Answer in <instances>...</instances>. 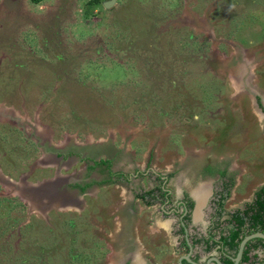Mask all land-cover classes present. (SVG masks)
Listing matches in <instances>:
<instances>
[{"label":"rangeland","instance_id":"obj_1","mask_svg":"<svg viewBox=\"0 0 264 264\" xmlns=\"http://www.w3.org/2000/svg\"><path fill=\"white\" fill-rule=\"evenodd\" d=\"M90 1L0 0V100L40 138L31 157L18 151L31 141L4 128L2 174L17 181L26 173L36 183L60 170L78 180L83 164L52 163L47 142L91 147V155L94 147L121 148L118 165L148 164L175 177L202 151L229 155L231 175L244 181L240 194L254 190L244 164L264 162V120L252 94L264 101V0H116L110 8ZM95 187L81 209L45 213L0 185V264H101L97 206L110 216L118 192L126 194L110 189L96 200Z\"/></svg>","mask_w":264,"mask_h":264},{"label":"flooded vegetation","instance_id":"obj_2","mask_svg":"<svg viewBox=\"0 0 264 264\" xmlns=\"http://www.w3.org/2000/svg\"><path fill=\"white\" fill-rule=\"evenodd\" d=\"M1 35L0 32V43ZM4 59L0 60V68ZM244 90L250 89L244 87ZM252 94L255 96L253 103L259 108L258 114L264 117L263 97L254 90ZM10 104L0 100V106L6 110L0 115V139L6 134L4 128L8 133L18 130L33 145L31 149L24 148L25 151L18 147L19 153H30L32 157L39 150L38 130L33 122H25L29 124L26 130L24 123L16 119L21 117L20 113ZM257 118L261 122L259 115ZM228 124L231 123H225L223 132L229 130ZM192 140L197 143L195 135ZM226 142L223 139L224 147ZM46 147L47 150L42 152L52 163L55 155L62 162L83 164L84 173L68 185L70 193L76 191L79 196L90 197L93 186H96L97 195L94 199L97 200L100 199L98 194L103 191L125 190L126 199L118 192V201L112 206L110 216L104 213L103 205L97 206L95 224L100 229L94 232L97 239L95 248L97 252L107 253L104 259H99L100 263L228 264L230 261L231 264H264L263 237L249 239L238 257L240 245L246 237L264 235V224L253 222V213L247 211L256 201L257 194L264 191V162L261 157L252 166L247 162L244 164L247 169L245 174L251 178V182L245 183V186L248 187L254 181L255 189L250 191L251 187L244 188L245 191L240 194L239 188L244 185V181L231 175L232 171L226 164L231 160L229 155L215 159L211 153L196 151L193 154L196 158L190 160V168H185L188 173L175 177V172L156 170L157 167L148 164H132L128 167L118 165L117 154L122 151L121 148L100 151L98 147H94L95 150L92 147L94 153L91 155L87 151L91 147L73 144L55 148L49 142ZM239 156L244 158L245 155ZM37 160L35 156L31 161L30 175L38 171ZM48 168L52 167H44ZM174 168L179 172L182 169ZM27 175L30 176L29 173ZM25 176L26 173H21L17 181ZM260 214V220L263 221L264 214ZM238 219L241 224L237 222ZM106 228L109 233L100 234ZM233 233H237V246L231 248L226 242ZM244 255L247 260H244Z\"/></svg>","mask_w":264,"mask_h":264},{"label":"water","instance_id":"obj_3","mask_svg":"<svg viewBox=\"0 0 264 264\" xmlns=\"http://www.w3.org/2000/svg\"><path fill=\"white\" fill-rule=\"evenodd\" d=\"M116 0H106L104 1L103 7L110 8L115 4ZM5 109L0 106V115L5 113ZM16 119L19 122H23L22 117H17ZM53 158L57 161V157L54 155ZM69 176H63L60 173V170H57L54 178L50 180H45L41 182H37L35 184L28 183L24 179H20L19 181H13L2 174L0 171V185L4 186V188L8 189L11 195L17 196L23 200H26L30 203L36 204L40 210H43L45 213L49 212L53 209L55 210H70L72 208L81 209V196L77 194V192L70 193L66 189L67 185L70 183ZM263 237L264 235H253L246 237L241 245L240 252L243 249L245 243L254 237Z\"/></svg>","mask_w":264,"mask_h":264},{"label":"trees","instance_id":"obj_4","mask_svg":"<svg viewBox=\"0 0 264 264\" xmlns=\"http://www.w3.org/2000/svg\"><path fill=\"white\" fill-rule=\"evenodd\" d=\"M32 4H39L44 0H29ZM106 1V0H104ZM90 4H93V6L95 7L98 4H102L100 3V0H91L89 2ZM248 212H252L253 215L251 217V220L255 223L261 222L262 224H264V220H260L261 214H264V191L261 190L260 193L257 194V199L254 202L253 205H250L248 210ZM237 222L239 224H241V220H237ZM237 239V233H233L231 235V237L229 238V241L226 242V244H228L231 248H234L235 246H237V244L235 243V240ZM244 260H247V256L244 255ZM228 264H231L230 261L227 262Z\"/></svg>","mask_w":264,"mask_h":264},{"label":"bare ground","instance_id":"obj_5","mask_svg":"<svg viewBox=\"0 0 264 264\" xmlns=\"http://www.w3.org/2000/svg\"><path fill=\"white\" fill-rule=\"evenodd\" d=\"M237 86H239V85L237 84ZM239 88H240V86H239ZM259 116H260V120H263L264 119V117L262 115L259 114Z\"/></svg>","mask_w":264,"mask_h":264},{"label":"crops","instance_id":"obj_6","mask_svg":"<svg viewBox=\"0 0 264 264\" xmlns=\"http://www.w3.org/2000/svg\"><path fill=\"white\" fill-rule=\"evenodd\" d=\"M116 3V2H115ZM237 85V84H236ZM239 85V84H238Z\"/></svg>","mask_w":264,"mask_h":264}]
</instances>
